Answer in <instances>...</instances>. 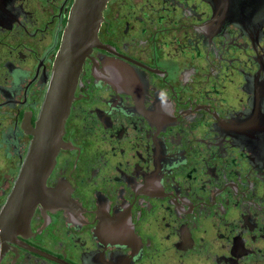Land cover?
Segmentation results:
<instances>
[{"label":"flooded vegetation","instance_id":"1","mask_svg":"<svg viewBox=\"0 0 264 264\" xmlns=\"http://www.w3.org/2000/svg\"><path fill=\"white\" fill-rule=\"evenodd\" d=\"M75 2L0 0V264H264V0H109L13 201Z\"/></svg>","mask_w":264,"mask_h":264},{"label":"water","instance_id":"2","mask_svg":"<svg viewBox=\"0 0 264 264\" xmlns=\"http://www.w3.org/2000/svg\"><path fill=\"white\" fill-rule=\"evenodd\" d=\"M109 0H76L51 87L31 148L28 164L17 186L14 202L36 201L63 145L66 118L81 65L97 42L102 12ZM1 259V253H0Z\"/></svg>","mask_w":264,"mask_h":264}]
</instances>
